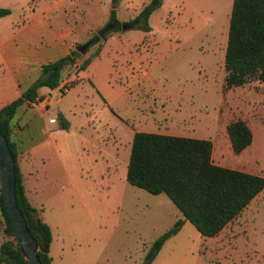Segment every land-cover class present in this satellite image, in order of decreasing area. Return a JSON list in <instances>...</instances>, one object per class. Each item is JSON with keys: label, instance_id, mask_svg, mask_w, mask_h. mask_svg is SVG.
Segmentation results:
<instances>
[{"label": "rangeland", "instance_id": "374dc122", "mask_svg": "<svg viewBox=\"0 0 264 264\" xmlns=\"http://www.w3.org/2000/svg\"><path fill=\"white\" fill-rule=\"evenodd\" d=\"M148 1L72 0L85 9L79 28L87 36L108 23L112 7L119 29L106 31L81 53L98 48L64 93L39 87L42 95L57 97L43 115L37 107H19L12 117L30 118L26 132L34 131L35 140L49 134L57 148L44 142L29 159L51 224L52 264H264V188L216 235L202 236L184 221L145 260L150 243L181 214L163 193L126 182L135 131L169 126L181 136L210 139L225 164L264 176V85L250 80L222 89L231 0H160L147 17L148 33L123 29ZM49 37L44 34L42 44ZM39 118H45V135ZM237 118L252 138L234 154L224 127Z\"/></svg>", "mask_w": 264, "mask_h": 264}, {"label": "trees", "instance_id": "16d2710c", "mask_svg": "<svg viewBox=\"0 0 264 264\" xmlns=\"http://www.w3.org/2000/svg\"><path fill=\"white\" fill-rule=\"evenodd\" d=\"M115 1L111 0L112 3ZM159 4L160 0H149L126 24L148 32L147 17ZM8 13V8L0 7V16ZM107 22L115 23L112 31L119 29L120 23L113 7L109 10ZM99 41L100 37L92 33L85 42L89 47ZM97 52L98 48L81 59L80 53L71 49L68 54L41 64L38 77L18 97L0 107V133L5 137L14 160L15 204L36 243V254L41 264H51L48 255L51 232L46 223L33 216L34 209L24 195L15 163L14 144L10 141L9 121L19 105L42 99L37 92L39 87L54 89L67 66L76 65L83 70ZM77 58L81 59L79 63ZM223 70V90L241 86L250 80H258L264 85V0H231ZM59 121L60 126L65 128L66 121L62 117ZM224 130L234 154L251 142V131L240 118L228 122ZM211 149L208 139L145 131L133 133L126 163V182L150 194L163 193L181 214V218L150 243L145 254L147 263L184 221H188L200 235L214 236L264 188L263 175L214 164L210 158ZM0 232V264H28L20 254L10 229L1 192Z\"/></svg>", "mask_w": 264, "mask_h": 264}, {"label": "crops", "instance_id": "0c3cea01", "mask_svg": "<svg viewBox=\"0 0 264 264\" xmlns=\"http://www.w3.org/2000/svg\"><path fill=\"white\" fill-rule=\"evenodd\" d=\"M0 7L9 9L7 15L0 16L1 107L18 97L21 92L38 77L41 64L68 54L71 49H74L75 45L84 43L89 35L87 36V31L79 28V26H81V15L84 13L85 9L78 3L72 2V0H0ZM57 10L60 11L58 14H56ZM14 14L16 16L15 18L13 16ZM55 19L57 23L53 22ZM55 24H58V29L52 31L50 28L56 26ZM44 34H49L50 37L42 44L43 40H41V38ZM17 38L27 45L23 48L19 47L17 45ZM32 40H37L40 43L39 48L30 49L28 44H31ZM80 55L83 57L82 54ZM87 55L88 53L85 54L84 57ZM80 58H77V61ZM80 71L81 70L76 65L67 66L61 74L60 83L73 82ZM5 80L6 82H3ZM49 90L54 91L56 88ZM37 92L42 96L40 101L36 103H23L17 108L25 107L31 109L37 107L40 114L43 115L49 107L50 101H55L57 97L53 94L48 98L46 95L41 94L39 88ZM51 118L53 117L47 118V121L53 124L55 120L49 122ZM58 123L60 125V121H58ZM30 124V118H15V121L11 118L9 121L10 141L14 144L16 153L15 163L20 173L24 195L34 209L33 216L46 223L51 230V239L48 246V255H50V245L52 242L51 224L43 209L45 199L39 198L36 195L39 191L37 188L38 170L32 165L29 159L34 156L35 149L44 142L50 143L49 146L53 151H56L57 148L55 147V143H51L49 134L45 135V118L38 119L39 131L42 129V132L40 131L41 135H45L43 138L35 140L33 135L35 133L34 131L31 130L29 133L26 132L25 129L29 127ZM191 127L190 125V129H192ZM170 128L169 126H163L162 130L145 129L138 131L181 136L174 133V131H170ZM53 133H58V130L54 129ZM193 138L202 137L193 136ZM208 140L211 142L212 149L210 158L214 164L256 174L243 169V166H230L225 164L220 154L216 156L217 150L214 142L210 139ZM224 142L225 141H223V143ZM246 147L244 149H246ZM244 149L242 151H244ZM255 197L256 195L252 199Z\"/></svg>", "mask_w": 264, "mask_h": 264}, {"label": "water", "instance_id": "95a60500", "mask_svg": "<svg viewBox=\"0 0 264 264\" xmlns=\"http://www.w3.org/2000/svg\"><path fill=\"white\" fill-rule=\"evenodd\" d=\"M130 25L122 26L129 27ZM115 27L114 22H108L96 34L101 38L104 33ZM88 43L77 44L74 49L83 53ZM14 160L5 137L0 133V192L5 214L16 240L18 250L28 264H41L36 254V243L26 227L24 218L15 204L14 198Z\"/></svg>", "mask_w": 264, "mask_h": 264}, {"label": "built area", "instance_id": "2783aa9c", "mask_svg": "<svg viewBox=\"0 0 264 264\" xmlns=\"http://www.w3.org/2000/svg\"><path fill=\"white\" fill-rule=\"evenodd\" d=\"M57 90H59L61 93H64L66 91V83L62 82L57 87H55ZM54 119H49V122H53Z\"/></svg>", "mask_w": 264, "mask_h": 264}]
</instances>
